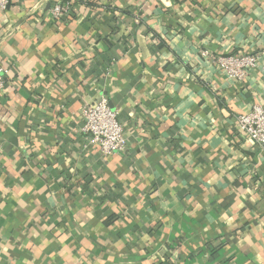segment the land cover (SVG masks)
<instances>
[{"label":"crops","instance_id":"crops-1","mask_svg":"<svg viewBox=\"0 0 264 264\" xmlns=\"http://www.w3.org/2000/svg\"><path fill=\"white\" fill-rule=\"evenodd\" d=\"M53 1L0 8V264H264V154L234 128L264 106V0ZM201 50L257 63L234 83ZM100 93L123 154L81 129Z\"/></svg>","mask_w":264,"mask_h":264},{"label":"built area","instance_id":"built-area-1","mask_svg":"<svg viewBox=\"0 0 264 264\" xmlns=\"http://www.w3.org/2000/svg\"><path fill=\"white\" fill-rule=\"evenodd\" d=\"M76 0H54L48 5L47 14L59 19L67 14ZM7 0H0V8H6ZM200 55L208 59L218 70L224 72L234 83L242 82L257 63V55L252 53H231L215 55L201 50ZM8 66L0 65V96L4 90ZM117 110L111 107L108 96L100 93L96 98L83 104L80 111L81 129L86 134L87 144L95 147L103 156L112 153L123 154L127 147V137L123 125L117 119ZM237 136L264 154V106L254 103L248 111L234 116ZM87 144L84 146L87 147ZM2 145L0 143V153Z\"/></svg>","mask_w":264,"mask_h":264}]
</instances>
